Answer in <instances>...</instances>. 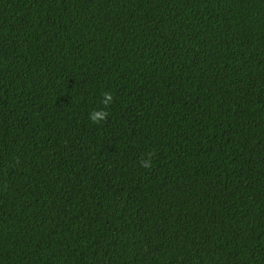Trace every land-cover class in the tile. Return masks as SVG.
Segmentation results:
<instances>
[{
    "label": "trees",
    "instance_id": "trees-1",
    "mask_svg": "<svg viewBox=\"0 0 264 264\" xmlns=\"http://www.w3.org/2000/svg\"><path fill=\"white\" fill-rule=\"evenodd\" d=\"M0 264H264V0H0Z\"/></svg>",
    "mask_w": 264,
    "mask_h": 264
},
{
    "label": "clouds",
    "instance_id": "clouds-1",
    "mask_svg": "<svg viewBox=\"0 0 264 264\" xmlns=\"http://www.w3.org/2000/svg\"><path fill=\"white\" fill-rule=\"evenodd\" d=\"M111 100V95L110 94H105V102ZM104 113L102 112H96V113H92L90 115V118L93 120V122L99 120V119H103ZM144 166L148 167V162H144Z\"/></svg>",
    "mask_w": 264,
    "mask_h": 264
}]
</instances>
